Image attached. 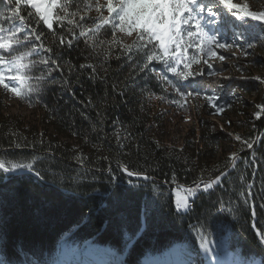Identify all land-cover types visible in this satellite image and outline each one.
I'll return each mask as SVG.
<instances>
[{"label":"trees","instance_id":"trees-1","mask_svg":"<svg viewBox=\"0 0 264 264\" xmlns=\"http://www.w3.org/2000/svg\"><path fill=\"white\" fill-rule=\"evenodd\" d=\"M247 2L254 10H260L264 5V0H247ZM3 10L4 5L0 4V11ZM96 15L94 11L90 13L91 17ZM117 36L124 44H132L136 39L135 34L127 37L118 32ZM229 36H232L231 31L227 32L222 42H231ZM89 51L83 42H80L78 46L65 51L63 58L70 60L79 73L78 66L86 62L85 56L89 55ZM217 51L221 54L219 50ZM248 52L250 55L246 58L240 52L243 59L235 64V66L253 65L255 73L252 75L243 67L241 69L247 73V79L232 77L231 80H226L224 77H218L231 65L226 67L224 62L230 55L223 52L226 57L224 61L210 60L214 68L222 69L217 76L196 77L190 83L185 82L182 88L202 92L214 88L220 96V104H232L234 97L230 95V89L235 87V98L245 99V102L249 103L245 108H252L255 113L258 111L255 105L264 103V85L250 78L264 77V46L257 45L248 49ZM98 60H102V56L87 62L95 64ZM123 60V57L117 60L113 56L108 61L110 67L107 71L99 72V75L105 77V81L89 80L88 75L91 70L84 69L80 75L83 87L78 86L75 79L77 73H74L72 77L74 92L70 93L61 90L58 86H50L39 94L38 98H33L32 106L0 89V102L6 99L24 110L35 112L38 116L36 124L29 125L0 114V144L7 147L9 140L12 139L10 133L14 132L20 137H26L28 141L36 142V150L41 153L43 149L38 142L42 139L44 147L51 145L55 153L54 160L38 165L43 178H35L31 174L21 172L15 175L0 173V259L7 258L11 264H20L25 253L28 254V258H39L48 264L86 262L101 258L109 261L126 260L128 264H147L151 260L173 259L167 255L170 247L197 248L196 241L187 230V224L197 223L196 217L209 209L218 196L223 195L225 200L229 197L235 198L236 194L226 189L233 186L239 189L241 187L239 177L243 175L245 181H251L254 185L252 192L255 219L251 217L247 208L235 217L225 213L205 219L211 239H219L216 231L217 223H223L228 227L232 246L245 257H251L260 264V261L264 260V248L259 245L251 224L254 222L258 229L264 230V208H261V204H264V144L254 145L259 162L258 167L255 168V176L252 175L251 166L239 161L237 168L229 175L226 188L218 187L209 195L202 194L201 199L195 202L192 216L183 225L175 221L169 214L168 207L164 206L165 203H174L173 194L171 198L167 197L169 190L167 185H162L166 192L165 198L152 203L155 197L151 193L146 189L133 188L129 184V178L116 170L114 174L117 179L114 185L108 184L107 172H94V183L98 192L81 196L74 191L75 185L66 178L74 176L77 171H82L73 160L77 152L88 158L85 162L88 168H106L108 161L98 158L107 156L112 161L114 170L116 160L120 159L132 167L157 166V171L150 172L156 177L157 183L170 178L173 171L177 174L179 182L191 183L201 169L207 168L211 172L216 166H223L231 152H238L241 149L239 141L221 132L212 133L209 130L213 126L204 123L199 125L198 134L187 133L174 144L164 141L167 113L164 107L169 103L149 98L145 93L154 92L157 96L166 95L175 98L174 90L168 87L167 92H163L155 77H152L138 78L136 84L130 86L123 97L114 93L112 85L117 83L123 89V82L129 77V69L126 66L121 67ZM200 67H204L207 71L205 65ZM53 75L59 76V73ZM89 97L92 98L95 108H85L80 103V101L86 103ZM102 100L105 102L101 103ZM197 102L203 109H209V116H225L226 110L229 109L227 108L223 114L211 115L214 110L203 99L198 98ZM245 102L243 103L246 104ZM97 111L101 113L100 117L97 116ZM81 112L86 113L87 118L82 116ZM239 124L241 131L236 132L235 135L244 139L255 138L258 134L264 136V117L256 120L254 115L247 114L244 121ZM117 132L122 137L131 133V136L124 141L127 147L121 156H117L115 152ZM94 144L99 150L93 146ZM25 151L31 152V149ZM239 154L248 158L250 150L245 148ZM185 159L188 161L187 165L183 163ZM186 167H191L193 170L185 171ZM92 175L93 173H89L88 184L93 183ZM146 204L149 207V215L145 224ZM141 215L144 217L143 237L137 240L134 247L125 248L120 233L114 225L123 217L127 219L129 228L135 231L138 226L140 227ZM69 231L74 234L70 239L67 238ZM93 243L100 249H109L113 255L100 257L90 254L87 245ZM17 253H20L19 257Z\"/></svg>","mask_w":264,"mask_h":264},{"label":"snow or ice","instance_id":"snow-or-ice-1","mask_svg":"<svg viewBox=\"0 0 264 264\" xmlns=\"http://www.w3.org/2000/svg\"><path fill=\"white\" fill-rule=\"evenodd\" d=\"M0 4L4 5V10L0 11V89L11 94V97L27 102L29 106H32L34 97L38 98L39 94L50 86L74 92L72 77L77 73V67L70 60H64L63 55L65 51L83 42L85 48L90 51L89 55L85 56L86 62L78 66L80 71L75 75L78 86L83 87V83L80 82L82 70H91L88 79L93 82L97 79L105 81V77L99 75V72L107 71L110 67L108 61L113 56L117 60L123 57L121 67L126 66L129 69V77L123 82V89L117 83L112 85L114 93L123 97L126 90L136 84L138 78L155 77L163 92L166 93L168 87L174 90L175 98L146 92L149 98L176 105L184 112L199 108L200 105L196 101L201 98L214 110L211 115H220L227 108H231L232 104H220V96L214 88L203 92L195 89L188 91L182 88V85L185 82L190 83L196 77L217 76L222 69L214 68L210 60L224 61L226 57L222 53L225 51L236 49L246 58L250 55L248 49L257 45L264 46V5L260 10H254L247 0L243 4L234 0H103V2L0 0ZM93 11L97 14L95 17L90 16ZM228 31L232 33L231 42H222ZM118 32L127 37L135 34L136 39L132 44H124L123 40L118 38ZM238 40L241 41L240 44H237ZM217 50L221 54H218ZM101 56L102 60L95 64L87 62ZM201 65H205L207 71L200 67ZM197 67L199 70H195ZM53 73H59V76ZM224 79L231 80V77ZM250 79L264 85V77ZM230 95L235 97V87L230 89ZM80 103L85 108H95L91 97L86 103L84 101ZM255 107L258 111L253 115L256 120H261L264 117V103ZM81 115L87 118L86 113L81 112ZM97 116H101L99 111ZM10 135L12 139L9 140L7 147L0 144V173L10 175L27 172L43 178L38 165L55 159L52 146L44 147V141L41 139L38 142L43 149L41 153L36 150V142L28 141L26 137H20L14 132ZM130 136L131 133L123 137L119 132L116 133L117 156L124 154L127 147L124 141ZM234 139L241 143V149L238 152H231L223 166H216L211 172L207 168L201 169L191 183L179 182L174 171L170 178L157 183L156 177L150 174L158 170L157 166L132 167L120 159L116 160L114 170L112 161L107 156L98 158L108 161L106 168H88L85 163L88 158L79 152L73 156V160L82 171H77L74 176H68L66 179L75 185V192L81 196L90 195L99 191L95 187L94 172H107L108 184L114 185L117 179L114 173L118 170L129 178V184L133 188L146 189L151 193L155 197L152 203L165 198L166 192L162 185H167L169 188L167 197L171 198L173 192L175 197L174 203H165L164 206L168 207L169 214L175 221L183 225L192 216L195 202L201 199L202 194L209 195L218 187L226 188L229 175L237 168L239 161L251 166L252 175L255 176V168L259 162L254 145L264 144V136L258 134L255 138L244 139L236 135ZM93 146L97 147L95 144ZM245 148L250 150L248 158L239 154ZM26 149H31V152H26ZM109 149L111 150V145ZM183 163L187 165V159ZM192 170L191 167L185 168L188 172ZM89 173H93L91 184L87 183ZM239 180L241 184L239 189L234 186L226 189L235 193V198L229 197L225 200L223 195L218 196L209 209L196 217L197 223L187 224V230L196 241L197 248L170 247L167 255L173 259L151 260L147 264H257L254 259L245 257L232 246L228 227L223 223H217L219 239H211L205 219L225 213L235 217L244 208L250 211L253 219L256 217L252 192L254 185L251 181H245L243 175ZM261 208H264V204H261ZM148 215L149 207L146 204L145 224ZM114 227L119 231L125 248L134 247L137 240L143 237L141 227L138 226L132 231L127 219L123 217ZM252 227L256 229L255 235L259 245L264 248V230L258 229L255 223ZM72 235L74 234L69 231L67 238L70 239ZM87 251L100 257L113 255L109 249H100L94 243L87 245ZM17 256L19 257L20 253H17ZM0 264H11V261L7 258L0 259ZM20 264L48 262L39 258H28V254L25 253ZM65 264H128V262L101 258ZM260 264H264V260H261Z\"/></svg>","mask_w":264,"mask_h":264},{"label":"rangeland","instance_id":"rangeland-1","mask_svg":"<svg viewBox=\"0 0 264 264\" xmlns=\"http://www.w3.org/2000/svg\"><path fill=\"white\" fill-rule=\"evenodd\" d=\"M234 2L243 4L245 0H234ZM229 32V31H228ZM232 36H229V41H231ZM241 42L238 40L237 44H240ZM227 55H230V57L226 60V67L228 70H225L221 74L218 75V77H234L235 79H242L246 76V72L241 70L242 67L246 69V71H249L252 74L255 73L254 67L252 64L248 65H236L237 63H240L239 60L243 59L240 56V51L236 49H231L229 51H225ZM234 57V58H232ZM239 68V70H238ZM245 99H236L234 97L232 102V107L226 110V115L221 117H215V116H209V109H203L202 105L196 101L200 105L199 108H192L189 112H184L182 109H179L176 105L169 104L167 107H164L167 111L165 114V126L166 129L164 130V141L172 142V144L175 143V141L180 140L182 136L186 135L187 133L196 132L199 133V125L204 123L210 124L213 127H211L212 133H218L221 132L223 134L229 135L230 133L232 135H229L232 139L236 136V132L241 131V123L244 121V117L249 114L253 115V109L252 108H245L249 103L245 102ZM246 105V106H245ZM0 114L5 117H12L17 121H21V123L34 125L36 124L37 115H35V112L27 111L21 108L20 106L11 103L7 101L6 99H2L0 102ZM187 118V122L186 121ZM230 122V123H229ZM175 197V192H173V201Z\"/></svg>","mask_w":264,"mask_h":264},{"label":"water","instance_id":"water-1","mask_svg":"<svg viewBox=\"0 0 264 264\" xmlns=\"http://www.w3.org/2000/svg\"><path fill=\"white\" fill-rule=\"evenodd\" d=\"M22 173H25V172H22ZM16 174V173H15ZM15 174H10V175H15ZM28 174H31V173H28ZM31 175H33V174H31ZM33 176H35V175H33ZM35 178H38L37 176H35ZM255 219V218H254ZM254 223V222H253ZM252 223V224H253ZM252 224H251V228H252V230L254 231V233H255V229H253V227H252ZM140 227H141V230L143 229V227H144V217L141 215L140 216Z\"/></svg>","mask_w":264,"mask_h":264}]
</instances>
